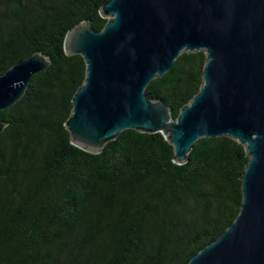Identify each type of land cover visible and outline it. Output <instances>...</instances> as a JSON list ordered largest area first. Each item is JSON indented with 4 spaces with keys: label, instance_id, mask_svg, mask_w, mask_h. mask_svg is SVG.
Returning <instances> with one entry per match:
<instances>
[{
    "label": "trees",
    "instance_id": "trees-1",
    "mask_svg": "<svg viewBox=\"0 0 264 264\" xmlns=\"http://www.w3.org/2000/svg\"><path fill=\"white\" fill-rule=\"evenodd\" d=\"M111 0H0V75L40 53L50 66L1 112L0 264H188L234 223L250 160L229 136L197 141L177 164L162 133L123 131L99 154L66 127L87 65L67 32H101ZM205 51L183 52L146 93L174 120L204 84Z\"/></svg>",
    "mask_w": 264,
    "mask_h": 264
},
{
    "label": "water",
    "instance_id": "water-1",
    "mask_svg": "<svg viewBox=\"0 0 264 264\" xmlns=\"http://www.w3.org/2000/svg\"><path fill=\"white\" fill-rule=\"evenodd\" d=\"M107 24L70 29L64 48L87 65L66 122L72 144L99 154L123 131L162 133L183 164L202 138L245 146L243 203L234 223L188 264H264V0H111ZM205 51L204 84L174 120L146 90L183 52ZM50 60L36 53L0 75L1 112L26 93Z\"/></svg>",
    "mask_w": 264,
    "mask_h": 264
}]
</instances>
